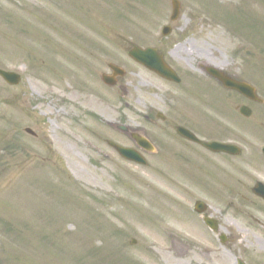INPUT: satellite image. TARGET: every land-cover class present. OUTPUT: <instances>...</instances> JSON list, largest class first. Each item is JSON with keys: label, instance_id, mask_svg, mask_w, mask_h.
Listing matches in <instances>:
<instances>
[{"label": "rangeland", "instance_id": "374dc122", "mask_svg": "<svg viewBox=\"0 0 264 264\" xmlns=\"http://www.w3.org/2000/svg\"><path fill=\"white\" fill-rule=\"evenodd\" d=\"M180 2V17L169 23L167 0H0V68L21 76L14 86L0 78V264H236L253 261L256 246L263 256L253 237L261 227L239 230L235 202L224 211L225 161L191 167L176 148L189 150L169 137L166 149L138 165L107 144L132 145L110 123L145 126L137 109L168 110L144 94L141 80L152 75L129 60L128 42L178 45L189 63H213L251 84L264 67V0ZM164 24L172 32L158 41ZM108 62L126 71L128 98L100 81ZM173 88L165 96L176 105L182 96ZM192 168L210 192L192 190ZM196 199L210 206L224 244L193 212Z\"/></svg>", "mask_w": 264, "mask_h": 264}, {"label": "flooded vegetation", "instance_id": "af4514ba", "mask_svg": "<svg viewBox=\"0 0 264 264\" xmlns=\"http://www.w3.org/2000/svg\"><path fill=\"white\" fill-rule=\"evenodd\" d=\"M166 54L168 58L165 55L164 58H167L168 65L170 66L171 64L175 69L174 71L180 77V81L174 83L162 80L177 86L178 90L174 89L173 93L182 96L183 104L181 100L178 101L175 98L176 105H173L170 103L172 101L170 99L171 95L167 94L165 96V93H163L161 100L165 101L168 110L166 111L167 117L162 122H172L173 124L174 121H177L178 124L175 127L178 125L183 126L201 140L210 141L214 138H222L212 134L210 123L213 115L226 118L230 114H237L240 107L245 105L250 108L256 128L264 133V83L260 79L255 86L256 99L250 100L236 91L223 87L220 82L207 75L204 62H197L196 65L191 64L188 58H183V54L180 51L178 52L176 48L168 49ZM169 58L179 59L184 62L186 66L181 67H186V71H182ZM231 76L235 79H240L236 74ZM142 82L145 85V82ZM169 114L174 121L170 119ZM150 122L153 123L152 120ZM260 132H258V135ZM161 134L160 136H152L151 133L147 135L153 141L164 146L168 135L164 130ZM175 136L184 148L189 149L190 161L193 165L196 161L211 164L212 162L209 161L225 160L227 168L225 186L231 196L237 197V216L238 219L241 218L243 221V227L240 228L241 231L247 225L252 226L254 221H257V212L262 213L264 216V199L255 194L253 190L256 183L261 180L258 178L259 176L264 180V155L259 151L258 147L254 146L257 142L241 141L243 149L240 150L239 154L231 155L209 151L200 143L186 140L177 133ZM231 205L232 201L229 203V206ZM251 262L254 263L255 260Z\"/></svg>", "mask_w": 264, "mask_h": 264}, {"label": "water", "instance_id": "95a60500", "mask_svg": "<svg viewBox=\"0 0 264 264\" xmlns=\"http://www.w3.org/2000/svg\"><path fill=\"white\" fill-rule=\"evenodd\" d=\"M172 6H173V14H172L171 18L174 19L177 15L178 3L175 0H172ZM169 31H170V28L167 27L166 29H164L163 33L167 34ZM129 54L135 60H137L138 62H140L144 66L156 71L160 75H162L164 77H169V78L171 77V73L162 64L160 57L155 53V51L153 49H150V48H147L145 50L133 49L129 52ZM111 68L113 70L114 75H120V76L123 75V71L121 69L113 67V66H111ZM209 72L213 77L220 80L225 86L237 89L240 92H242L243 94H245L246 96H250V97L252 96L253 91L247 84H245L243 82L240 83V82L230 80L229 78H227L226 76L217 72L214 69L209 70ZM0 76L9 84H16L18 82V79H19L17 75H14L13 73L5 72L2 70H0ZM101 79L107 85H113L115 83L114 78L111 76H108V75L102 74ZM112 126L115 129H117L123 133L129 134L130 137L132 138V140L135 142V144L138 147H140L142 149H146V150L150 148V144L147 142V140L138 131H136V130L132 131V130H130V128H128L126 126L118 125V124H112ZM110 145H112L114 148H116V150L119 152V154L122 155L123 157L130 159V160H134V161L139 162V163H144V161L140 158V156L138 154H136L134 151L121 148V147L116 146L112 143ZM208 147H212L213 149H216V148L220 147V145L208 144ZM195 207H196L197 211L203 210V206L199 202H197L195 204ZM206 222L208 225L213 226L211 224V222H209V221H206Z\"/></svg>", "mask_w": 264, "mask_h": 264}]
</instances>
